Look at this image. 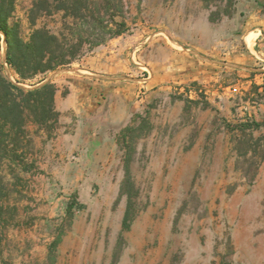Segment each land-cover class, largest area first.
I'll return each mask as SVG.
<instances>
[{
    "label": "rangeland",
    "instance_id": "rangeland-1",
    "mask_svg": "<svg viewBox=\"0 0 264 264\" xmlns=\"http://www.w3.org/2000/svg\"><path fill=\"white\" fill-rule=\"evenodd\" d=\"M123 1L130 32L25 82L6 62L0 31L8 79L60 89L57 125L30 122L23 156L0 162V264H264V125L251 126L264 121V88L256 82L263 70L244 46L246 3L235 0L231 16L211 20L218 0ZM32 2L16 0L10 20L25 38L35 27H63L64 11L34 26ZM156 43L169 46L161 65ZM169 59L186 66L154 81V65L158 74L171 72ZM87 77L134 97L126 125L142 115L133 125V186L116 138L126 125L90 142L80 117L58 108L70 85Z\"/></svg>",
    "mask_w": 264,
    "mask_h": 264
},
{
    "label": "trees",
    "instance_id": "trees-1",
    "mask_svg": "<svg viewBox=\"0 0 264 264\" xmlns=\"http://www.w3.org/2000/svg\"><path fill=\"white\" fill-rule=\"evenodd\" d=\"M218 1V9L210 13L211 20L231 16L234 12L235 0ZM16 6V0H0V31L7 42L6 62L17 74V82L70 66L96 46L131 31L125 18L123 0H33L30 19L34 26L40 16L60 11H64L65 22L58 30L47 26L35 27L29 38H25L20 24L10 22ZM57 90V84L52 81L25 88L4 75L0 62V162L5 158L15 161L23 156V141L30 122L50 129L57 125L60 116L55 103ZM140 116L139 113L134 114L131 122L116 136L118 145L126 151L128 186H133L130 185L135 143L133 125ZM263 125L264 121L254 122L251 126L258 128ZM132 202L130 195L124 227L129 225ZM79 206L84 204L79 203Z\"/></svg>",
    "mask_w": 264,
    "mask_h": 264
},
{
    "label": "crops",
    "instance_id": "crops-1",
    "mask_svg": "<svg viewBox=\"0 0 264 264\" xmlns=\"http://www.w3.org/2000/svg\"><path fill=\"white\" fill-rule=\"evenodd\" d=\"M240 2L246 3L249 13V20L245 24L247 32L243 35L244 46L247 48L251 58H254L253 55L255 54L257 58L262 59L261 62L257 59L255 60L256 64L262 66L261 69L263 70L256 76V82L261 84L262 89L264 88V0H240ZM252 33L255 36L252 45H249L247 37ZM153 47H155L152 54L153 59L156 62L159 61L161 65L165 60L162 57L169 46L156 43ZM241 47V37L236 41L233 40L231 49L233 52L240 51ZM168 53L173 54V57L179 55V52L173 49ZM169 60L171 72L158 74L156 65H154V81L161 83L164 80H170L172 77H176L174 71H172L173 68L181 69L186 66L183 63L175 64L173 60ZM81 82H83L82 86H77L76 83L70 85V87L72 86V93L67 97H60L58 108L62 112L72 111L78 115L81 124L85 125L84 130L90 132L87 138L88 141L97 143L102 139H106L107 133L112 130L114 132L118 131L127 124L134 111V97L124 92L123 89L125 87L121 85L100 82L93 77L84 78ZM99 90L105 91L104 94L106 95L108 93L109 98ZM59 91L60 89H58Z\"/></svg>",
    "mask_w": 264,
    "mask_h": 264
},
{
    "label": "bare ground",
    "instance_id": "bare-ground-1",
    "mask_svg": "<svg viewBox=\"0 0 264 264\" xmlns=\"http://www.w3.org/2000/svg\"><path fill=\"white\" fill-rule=\"evenodd\" d=\"M253 32V31H252ZM253 34V35H252ZM250 34L248 37H247V40L249 43H252L253 42V38H254V33ZM4 44L6 45V43L4 42ZM4 50H5V57H6V47H4ZM4 57V58H5Z\"/></svg>",
    "mask_w": 264,
    "mask_h": 264
},
{
    "label": "water",
    "instance_id": "water-1",
    "mask_svg": "<svg viewBox=\"0 0 264 264\" xmlns=\"http://www.w3.org/2000/svg\"><path fill=\"white\" fill-rule=\"evenodd\" d=\"M5 43H6V46H7V42H6V39H4Z\"/></svg>",
    "mask_w": 264,
    "mask_h": 264
}]
</instances>
